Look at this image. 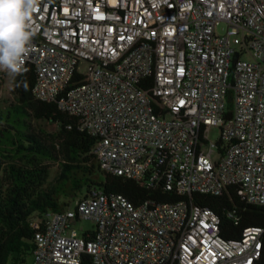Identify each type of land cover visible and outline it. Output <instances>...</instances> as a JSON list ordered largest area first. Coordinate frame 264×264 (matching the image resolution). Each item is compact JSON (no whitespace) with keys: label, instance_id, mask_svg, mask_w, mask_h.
Instances as JSON below:
<instances>
[{"label":"built area","instance_id":"1","mask_svg":"<svg viewBox=\"0 0 264 264\" xmlns=\"http://www.w3.org/2000/svg\"><path fill=\"white\" fill-rule=\"evenodd\" d=\"M31 26L35 98L95 139L101 171L178 197L92 188L33 219L31 264H256L264 227L226 239L192 196L264 207V0H38Z\"/></svg>","mask_w":264,"mask_h":264},{"label":"trees","instance_id":"2","mask_svg":"<svg viewBox=\"0 0 264 264\" xmlns=\"http://www.w3.org/2000/svg\"><path fill=\"white\" fill-rule=\"evenodd\" d=\"M25 68L23 75L12 78V99L0 100V264H25L35 248L33 219L72 207L92 188L122 194L135 204L147 197L178 200L173 194L101 171L91 153L95 139L55 102L35 98L36 74L32 66ZM22 81L27 82L26 90ZM39 122L56 129L47 131ZM53 164L58 172L50 180ZM192 200L219 215L220 233L226 239L239 237L246 227H264V207L246 204L231 190L220 196L194 194ZM231 210L236 211L235 219L227 216ZM82 264H92L89 255H84ZM256 264H264V240Z\"/></svg>","mask_w":264,"mask_h":264},{"label":"clouds","instance_id":"3","mask_svg":"<svg viewBox=\"0 0 264 264\" xmlns=\"http://www.w3.org/2000/svg\"><path fill=\"white\" fill-rule=\"evenodd\" d=\"M38 0H0V71L13 79L27 71L23 57L34 36L31 20ZM25 90L28 85L22 81Z\"/></svg>","mask_w":264,"mask_h":264},{"label":"rangeland","instance_id":"4","mask_svg":"<svg viewBox=\"0 0 264 264\" xmlns=\"http://www.w3.org/2000/svg\"><path fill=\"white\" fill-rule=\"evenodd\" d=\"M227 30H228V26L226 23H221V25L218 27V33L220 35H225ZM239 41H240V37L238 36L231 37L232 45L236 48H238ZM12 89H13L12 77H10L7 72L0 71V100L1 99L11 100ZM39 125L47 131H54L56 129L55 125H51L45 122H39ZM218 137H219V131L217 129H213L209 134V138L213 141H216ZM57 172H58V167L56 164H53L50 169V180L54 178ZM73 204L74 203H71V206H73ZM94 228H95L94 224L88 220L80 221L75 226V229L78 231L79 234H81L82 231H93ZM31 262H32V256L27 257L25 264H31Z\"/></svg>","mask_w":264,"mask_h":264}]
</instances>
